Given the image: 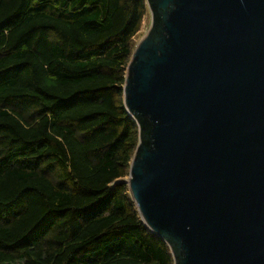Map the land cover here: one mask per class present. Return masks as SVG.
I'll list each match as a JSON object with an SVG mask.
<instances>
[{
    "label": "trees",
    "instance_id": "trees-1",
    "mask_svg": "<svg viewBox=\"0 0 264 264\" xmlns=\"http://www.w3.org/2000/svg\"><path fill=\"white\" fill-rule=\"evenodd\" d=\"M146 0H0V264H174L126 182Z\"/></svg>",
    "mask_w": 264,
    "mask_h": 264
},
{
    "label": "water",
    "instance_id": "water-1",
    "mask_svg": "<svg viewBox=\"0 0 264 264\" xmlns=\"http://www.w3.org/2000/svg\"><path fill=\"white\" fill-rule=\"evenodd\" d=\"M127 178L174 264H264V0H146Z\"/></svg>",
    "mask_w": 264,
    "mask_h": 264
},
{
    "label": "rangeland",
    "instance_id": "rangeland-1",
    "mask_svg": "<svg viewBox=\"0 0 264 264\" xmlns=\"http://www.w3.org/2000/svg\"><path fill=\"white\" fill-rule=\"evenodd\" d=\"M151 24V14H150V10H149V7H148V4L146 2V11H145V14L143 16V19H142V22H141V26H140V29L139 31L134 35L133 37V41L135 42V45L136 43L139 41V39L147 33L148 29H149V26ZM135 45H134V48H135ZM133 48V49H134ZM133 51V50H132ZM128 175H126L125 177H123L122 179L124 178H127Z\"/></svg>",
    "mask_w": 264,
    "mask_h": 264
}]
</instances>
